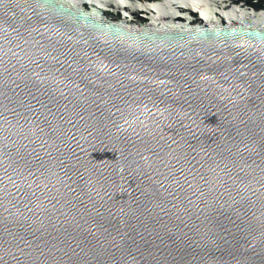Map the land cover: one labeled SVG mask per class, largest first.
I'll return each instance as SVG.
<instances>
[{
  "label": "water",
  "instance_id": "water-1",
  "mask_svg": "<svg viewBox=\"0 0 264 264\" xmlns=\"http://www.w3.org/2000/svg\"><path fill=\"white\" fill-rule=\"evenodd\" d=\"M0 264H264V0H0Z\"/></svg>",
  "mask_w": 264,
  "mask_h": 264
}]
</instances>
